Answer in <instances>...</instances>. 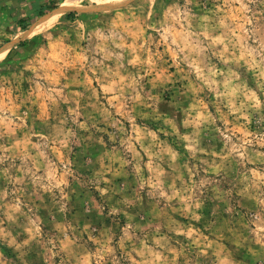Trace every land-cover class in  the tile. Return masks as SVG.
<instances>
[{
	"label": "rangeland",
	"instance_id": "rangeland-1",
	"mask_svg": "<svg viewBox=\"0 0 264 264\" xmlns=\"http://www.w3.org/2000/svg\"><path fill=\"white\" fill-rule=\"evenodd\" d=\"M0 264H264V0H0Z\"/></svg>",
	"mask_w": 264,
	"mask_h": 264
},
{
	"label": "trees",
	"instance_id": "trees-1",
	"mask_svg": "<svg viewBox=\"0 0 264 264\" xmlns=\"http://www.w3.org/2000/svg\"><path fill=\"white\" fill-rule=\"evenodd\" d=\"M41 14H42V11H39V12L35 15V17H36V16H40ZM35 17H34V18H35ZM34 18L29 19L25 24H24V23H21V31H24L25 28L33 22ZM23 24H24V25H23Z\"/></svg>",
	"mask_w": 264,
	"mask_h": 264
},
{
	"label": "bare ground",
	"instance_id": "bare-ground-1",
	"mask_svg": "<svg viewBox=\"0 0 264 264\" xmlns=\"http://www.w3.org/2000/svg\"><path fill=\"white\" fill-rule=\"evenodd\" d=\"M72 7L71 3H68V1L64 2L61 9L59 10V14L63 11H66Z\"/></svg>",
	"mask_w": 264,
	"mask_h": 264
}]
</instances>
